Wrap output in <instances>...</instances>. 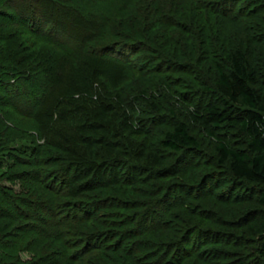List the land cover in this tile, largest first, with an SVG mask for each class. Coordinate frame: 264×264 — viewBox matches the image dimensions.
I'll use <instances>...</instances> for the list:
<instances>
[{"label": "trees", "instance_id": "obj_1", "mask_svg": "<svg viewBox=\"0 0 264 264\" xmlns=\"http://www.w3.org/2000/svg\"><path fill=\"white\" fill-rule=\"evenodd\" d=\"M76 1L78 0H0V106L3 107L11 103L10 105L18 113L23 106L20 103L21 101L14 104L7 96L5 99V96L1 94L3 91L8 92V85L11 83L5 79H13V85L18 83V87L29 83L34 88L32 91L35 92L34 100L36 101L28 100V94H24L26 92L25 89L23 91L18 90L17 95L20 97L21 92L25 96L24 100L32 103V105L25 103L30 108L27 116L41 124L42 138H44V143L48 145V148H42L35 144L36 141L26 140L22 146H18L24 157L16 158L17 156L12 154H8V156L7 154L0 155V168L5 165L6 161L14 158L21 165L36 166L37 163L41 162V158H38L40 151L49 152L50 154L45 157L43 163L45 165L61 164L60 169L52 173L53 183L58 184L59 188L57 192H54L61 198L68 197L66 201L73 209L72 213L63 216L61 225L70 227L66 228V230L74 229L69 232L70 235L77 234L82 236V238H78L79 240L75 244L79 247L86 242V248L91 246L109 248L111 252L116 251V253L123 249V253L128 256L129 261H125V263L144 264L138 261L140 257L137 256L146 249L142 242H145V238H148V236L157 235L169 228L171 218L176 216V211L186 206L185 200L182 199L184 194L190 195L192 187L177 183L175 189L167 191V194L160 199L159 197L156 198L159 195L156 192L158 189L156 184L142 188L138 193L141 196L138 200L126 201L137 208L142 205L145 207V210L136 212L139 216V220L136 222L134 214L124 213L123 216H118L116 215L118 212L116 214L113 212V208L118 207L120 203V200L115 196L120 188L115 183H111L112 179L109 174L115 175L119 173L118 169L124 168V172L121 174V182L117 181L118 185L126 186L122 190L124 196L127 195L126 193L131 194V192L136 190V186L130 183L145 181L140 180L143 177L139 178L138 176L140 171L144 173L146 169L145 166L140 164L142 162L140 153L138 152V158L136 156L131 158L134 163L130 161V157H126V154L129 151L132 152L134 145L139 146L143 141H146L144 140L146 135L144 137L135 136L136 138L131 141L134 145H124V151L128 152L122 154L121 149L118 148H115L109 154L106 152L107 155H104L106 157L105 163L101 167L109 166L110 170H112V173L110 171L107 174V181H110L108 183L110 185L105 184L102 172L96 171L99 163H92L94 172L96 174L98 172L96 177L99 181L101 180L100 186L105 188L89 193L87 192L89 184L98 180L95 178H84L85 172L91 169L92 166L89 165L84 168L81 164L86 162V160L82 159L81 151L69 146H73L77 140L82 141L85 138H89L87 137L88 135L91 138L89 140L93 141L100 137L107 138V133L112 131L107 127V123H111L109 120L115 119V116H118L120 112L125 115L126 110L129 108L134 109V102L144 101L143 97H135V100L126 98L124 103L123 97H121L122 100L119 99L117 103H110L104 99L102 94L100 95L101 89L96 82L105 83L102 81L103 78L107 80L109 76H111L110 79L121 75L124 78L129 72L144 74L150 71L154 73L159 71V66L151 70L148 67L145 68V66L138 67L134 63V59L130 57L131 55L126 57L124 53L123 55L119 54L123 59L110 60L106 58L109 51L116 48L119 51L124 50L131 54L138 53L140 50L151 46L153 42H160L159 38L162 41L167 37V35L164 36V32H155L154 28L157 29L161 25L173 26L176 16L182 18L186 15L183 14V11L177 10L172 4L171 7L167 8L163 6L148 9L138 18L134 11L132 15L127 14V19L125 17L121 18L120 24H118L115 21L113 22L105 13L98 15L85 10L82 3L76 4ZM184 1L183 3L185 4L186 2ZM241 1L244 0H215L211 3L212 9L210 10L216 14L214 20L220 18L223 23L221 27L217 26L219 31L217 39L207 40V37H209L206 33L208 30L207 22L198 21L200 28L206 30H203V33L207 36L205 38L206 45L202 47V44L197 46L193 41L173 40L180 47L179 49L169 48L167 52L173 53V56L177 59H167L166 64L172 70L188 73L190 69V72L194 74L193 77H195L198 85L197 92H200L203 96L200 104H204L201 114H197L199 121L201 120L207 126L212 125L213 128H219L230 119L237 121L235 127L239 126V133L248 139L247 145L245 148L233 146L225 137L216 136L217 164L219 167L227 168V173L233 179L244 181L246 185H254L256 187L255 203L264 207V80H262L259 66L254 64V58H258L257 56L261 55L262 59H264V28L257 24V28H259L258 30L261 33L260 35L252 36L250 31L247 30H252L255 25L251 24L246 18L250 13L255 14L254 17L256 18L259 17L260 14H257L259 12H256L255 9L260 7V5L263 6L264 0H257V2L252 0L255 6L251 10H247V3L238 7L237 5ZM127 2L128 0H126L122 8L131 4ZM50 3L52 6L55 7L57 5L61 9L60 14L56 17L54 16L55 18L51 14L52 12L47 14L45 11ZM262 10L264 12V8ZM66 19H69L70 22L76 20L75 23L80 21L83 25V35L63 30L61 26L62 23H66ZM149 19L151 21L147 22ZM238 23L242 25L235 31L236 29L234 30L232 26L238 25ZM162 29L164 28H161V32ZM25 31L30 32L37 39V42L40 40V43L47 44L52 48L51 53L46 56L37 55V51L26 53L25 51L28 50L20 47V33H26ZM105 36L109 38L106 44L97 42L88 49L83 48L85 44L96 40L97 37L99 39ZM249 44L258 45L260 54L258 47L254 48L253 51L250 50V52ZM187 46H190V53L186 51ZM55 50L63 51L61 53L64 57L56 59L53 56L54 52L56 53ZM177 51L180 53L176 54ZM209 52L212 53V56L208 59L206 54ZM162 54L164 56V53ZM201 56L205 57L201 58ZM161 57L159 58L161 59ZM181 57L195 60L197 63L189 68L188 65L181 62L182 59H178ZM60 58L65 60L59 61L58 59ZM108 64H110L111 68H114L116 75H114L113 71L109 72L108 68L110 66L107 67ZM95 84L97 87H95ZM94 92H97L95 99H93L92 94ZM12 100L14 101V99ZM106 102L108 103L105 104ZM150 110H141L145 118L139 120L140 129L143 127L145 129L143 133L146 134L153 132V122L160 124L166 120L170 121L168 116L157 114L155 111L153 114ZM23 112L26 113L25 111ZM169 113V116L175 120L168 128H158L157 133L161 134L158 139V145L161 149H167L169 153L176 156L175 165L173 168L167 169L166 167L163 170H155L158 173H169L176 170L185 174L199 166L198 161L201 156L200 142L191 132L190 126L186 121L176 120L174 110L170 109ZM93 127L92 131H100L97 135L98 137L92 133L85 134V132H82L86 129L91 130ZM123 129H126V125ZM121 133L123 134L122 131ZM8 134V130L3 129V121L0 118V148L16 149L15 145L19 141ZM212 135L215 136V133H212ZM9 139H12L11 144L6 143ZM116 143L113 141L109 145L115 144L117 146L118 143ZM167 150L164 151L167 152ZM58 153H61L62 156L59 157ZM161 156L165 155L161 154ZM23 174L18 175L20 182L33 179L32 170L27 175ZM30 174L32 178H30ZM146 174H149V172ZM22 184V192L31 194L28 184ZM223 194L227 198L230 195L229 191L226 190ZM231 197L232 195L229 199ZM233 201L237 202L236 197ZM63 206H61L62 211H59L60 213H64ZM57 208L59 209L58 205L56 210ZM249 213L252 216L246 227L248 231L261 235L262 238L259 237V248L264 255V217L258 216V213L255 214L254 210ZM114 214L115 216H113ZM179 218L185 221L184 217L182 218L181 216ZM245 218L246 214L243 219ZM6 220L11 221V218L0 211V264H23L17 258H10L6 252L9 247L14 246L13 244H18V240L6 244V233L10 227L6 225ZM135 224L137 232L134 233L135 229L130 227ZM119 228L123 230L120 231L118 230ZM60 235L59 232L58 236ZM141 236L145 238H142V240ZM131 238H137V241H132L125 247V243ZM54 239L55 243H57L65 238L56 237ZM119 239L127 241L116 242ZM35 240L37 241L38 239L36 238ZM109 240L111 242L107 243ZM111 252L110 254H112ZM63 253L65 252H55L51 254V257H57L56 260L64 261ZM44 257L34 259L35 262L31 263L34 261L32 259L27 264H39L41 263L39 260ZM109 258L112 259L111 256ZM109 258L107 257L104 262L100 260L98 264H108V262H111L108 260ZM223 264L251 263L243 257H237Z\"/></svg>", "mask_w": 264, "mask_h": 264}, {"label": "rangeland", "instance_id": "obj_2", "mask_svg": "<svg viewBox=\"0 0 264 264\" xmlns=\"http://www.w3.org/2000/svg\"><path fill=\"white\" fill-rule=\"evenodd\" d=\"M183 1L184 0H128L127 3L131 4H128V6H125L124 8H122V6H124L126 0L76 1V4L79 2L82 3L85 10L98 15L105 13V15L113 20V22L115 21L118 24H120L121 18L125 17V19H127V14L132 15L134 11L138 18L148 9L163 6L167 8L171 7L172 4H174V7L177 10H180L181 12L183 11V14L186 16L180 18L177 16L175 17L174 14L176 20L174 19L173 26L161 25L157 29L154 28L155 32H164V36L167 35V37L162 40L163 42L161 41V38H159L160 42H153L151 46L140 50L138 53L131 54L127 51H119V49L115 48V50L109 51L107 55L105 54L106 58L110 60L123 59L119 56V54L123 55V53L126 57L131 55L130 57L134 59V63H136L138 67L145 66V68L148 67V69L151 70L156 66H159V71L158 73L150 71L144 74L126 72L127 74L124 78L121 75L110 79L111 76H109L107 80L103 78L102 81L105 83L100 81L96 82L101 89L100 95L102 94L104 99L110 103H117L121 97H123L124 103L126 98L135 100V97H143L142 99L144 101L134 102V109H125L127 111L125 113L126 117L123 112H120L118 116H115V119L109 120L111 123H107V127L112 131L107 133V138L100 137L96 138L97 141L96 139L93 141L89 140L91 138L90 135H88L87 137L89 138H85L82 141L77 140L73 146L69 147H74L81 151V154L83 155L81 156L82 159L86 160L84 163L81 162V165L84 168L89 165L92 166L93 162H95V164L99 163V167L96 171L99 173L102 172L101 174L105 178L104 182L105 184H108L110 181H107V174L110 171L112 173V170H110L109 166L101 167V165L105 163L106 152L109 154L115 148L121 149L122 154L128 152L124 151V145H134L131 141L136 138L135 136L144 137L146 135L144 138L146 141H143L139 146L134 145L132 152L129 151L131 154H126V157H130V161L134 163V160L131 158H133V156L138 158V152L140 153V156L142 157V162H140V164L145 166L146 169L144 170V173L143 171H140L138 176L139 178L143 177L140 180L145 181H135L130 183L131 185L133 184L136 186V190L131 192V194L126 193L127 195L124 196L122 190L126 186L118 185V182H121V174H123L124 168L122 167L118 169L119 173L115 175L109 174L112 179L111 183H115V185L120 188L115 194L120 200V203L118 207L113 208V212H115V214L118 212L116 214L118 216H123L124 213L134 214V217L137 220L136 222L139 220V216L136 212L145 210V207L142 205L137 208L135 205L127 202L138 200V198L141 197L138 193L142 188L148 187L151 184H156V187L158 188L156 192L159 194L156 198L159 197L160 199L167 194V191L169 192L175 189L177 183H183L184 185L192 187L190 195L184 194V198L182 199L185 200L184 203L186 206L179 211H176V216L171 218L172 220L168 226L169 228L157 235L148 236V238H145L144 236L140 237L141 239H146L145 242H142L146 249L137 255L140 257L138 259L140 263L223 264L229 262L231 259L243 257L250 261L251 264H264V255L259 248V237H262L261 235H256L255 233L248 231V228L246 227L252 216L249 212L254 210L256 212L255 214L258 213V216L264 217V207L255 203L256 187L251 184L246 185L244 181L233 179V177L227 173V168L219 167L217 164L218 154L216 151V136L225 137L233 146L241 148L246 147L248 139L239 133V126L235 127L237 121L234 119L226 121L219 128H213L212 125L207 126L203 124L201 120L199 121L197 119V114H201V110L204 109V104H200V100L203 96L200 92H197L198 85L195 77H193L194 74L190 72V69L188 73L172 70L170 67H167L168 65L166 64L167 59H177L173 56V53L167 52L169 48L179 49L180 46L173 40H184V42L193 41L195 45L198 46L202 44V47H204L206 45L205 38L209 36L207 37V40L210 39L211 41L217 39V36L219 35L217 26L219 25L221 27L223 24L220 18L214 20L216 14L210 10L212 9L211 3L215 0H185V4ZM255 2H257V0H255ZM245 3L248 4L247 10H251L255 6L252 0L241 1L237 6L241 7ZM263 6L260 5V7L255 9L256 12H259L257 13L260 14L259 17H254L255 14L253 13H250L248 17H246L251 24L255 25V29L247 30L250 31L252 36H257L261 33L258 30L259 28H257V24L264 28ZM45 11L47 14L52 12L51 14L53 17H56L60 14L61 9H59L57 5L55 7L52 6L50 3ZM187 18L188 20H186ZM75 21L70 22L69 19H66V23H62L61 27L65 31H70L77 35H83L82 23L80 21L75 23ZM150 21V19L147 20V22ZM198 21L207 22L208 30L201 29L197 23ZM241 25L242 24L238 23V25L232 27L237 31L238 27ZM161 28H164L162 29V32ZM203 30L206 31L207 36L203 33ZM108 39L107 36L99 39L97 37L96 40L85 44L83 48L88 49L97 42L106 44ZM20 40V47L28 50L25 51L26 53L37 51V55L42 54L43 56L51 53L52 48L47 44L40 43V40L37 42V39L34 38L30 32L20 33ZM187 47L186 51L190 53V46ZM257 47L259 48L258 45L249 44V51H253L254 48L256 49ZM55 51L56 53L54 52L53 56L56 59L58 57H64L61 53L63 51ZM258 51L260 54V48ZM162 53H164V56H162ZM179 53L180 52L178 51L176 52V54ZM206 56L209 59L212 56V53L209 52ZM159 57H161V59ZM204 57L205 56H201V58ZM257 57L258 58H254V64L259 66V70L262 73V80H264V59H262L261 55ZM183 58L185 57L178 59H182L181 62L188 65L189 68L197 63L195 60ZM58 60L64 61L65 59L60 58ZM109 66L110 64H108L107 67ZM110 68L111 66L108 68L109 72H114V68ZM209 74L212 75L211 73ZM114 75H116L115 72ZM5 80L7 82L10 81V84L12 85H8V92L3 91L1 94L5 96V99L7 96L14 104L21 101L20 103L23 104V106L19 113L13 109L10 102L9 105L7 104L3 107L0 106V118L3 121V129L6 131L8 130L10 136L12 135V138H16V140L19 141L15 145L16 149L1 147L0 155L7 154L8 156V154H12L17 156L16 158H22L24 156L22 152L19 151L20 148H18V146H22L26 140H34L36 141L35 144L42 148H45L48 145L44 143V138H42L41 124L37 122V120L31 119L27 116L28 112H30L29 105H32V103L30 101L26 102L24 100L25 96H23L21 92L20 97L17 95L18 90L23 91L25 89L26 92H24V94H28V100L32 99L33 101H36L34 100L35 92L32 91L34 88H32L29 83H22L23 85L18 87V83L13 85V79ZM95 87H97L96 84ZM92 94L93 99H95L97 97V92ZM13 95L14 97L11 98ZM12 99H14V101ZM25 103H28L29 105ZM107 103L108 102L105 104ZM170 109L175 111L176 120H183L189 124L191 132L200 142L201 156L198 161L199 166L185 174L180 173V171L177 172L176 170L170 171L169 173L156 172V170H163L166 169V167L167 169L173 168L175 165L176 156L169 153L167 149H164L167 150V152H165L158 145V139L161 135L160 133H157L158 128H168L175 120L169 116ZM141 110H150L152 113L155 111L157 114L168 116L170 121L166 120L164 123L160 124L153 122V132L151 134L143 133L145 132V129L143 127L140 129L141 125L139 120L144 119L145 115L141 113ZM21 111H25L26 113H22ZM125 125L126 129L124 130L123 127ZM117 126H119L120 129L117 128ZM93 129L94 127L91 128V130L86 129L82 132H85V134L92 133L94 136H97L100 131H92ZM211 132L215 133V136L212 135ZM11 140L12 139L7 140L6 143L11 144ZM113 141L117 142L118 145H109V143H112ZM49 154V152L46 153L40 151V154L38 155V158H41L40 161L42 162L39 163L40 165L38 163L36 166L21 165L16 158H14L9 159L10 161H6L5 165L0 168V211L11 218V221H5L7 223L6 225L10 226L8 228L9 231L6 233L7 236L5 242L7 244L8 242L18 240L17 245L12 243L14 246L11 248L9 247L6 251L8 256L12 259H19L23 264L31 262L32 259L36 260L37 258L44 256V258L39 260V262H41H38L39 264H98L100 260L104 262L109 256H111L112 259H108L111 261L108 262V264H127L125 261H128V256L124 255L123 249L116 253V251L111 252L109 248H95L92 246L86 248V242L78 247L75 242L79 240L78 238H82V236L77 234L70 235L69 232L74 229L71 228L66 230V228L70 227L67 225H61V219L63 216L72 213L73 209H71V206H69V203L66 201L68 197L61 198L55 193L59 188L58 184L53 183L52 173L57 172L60 169L59 167L61 164L54 163L45 165L43 163L44 159ZM58 154L60 155L59 157L62 156L61 153ZM161 154H164L165 156L162 157ZM56 157L59 158L58 156ZM31 170L33 171V179L20 182L18 175L23 173V175H27ZM148 172L149 174H146ZM97 174L94 172L92 166L91 169H88L85 172L84 178H95L98 180L96 177ZM210 175L211 177H209ZM30 178H32L31 174ZM22 183L28 184V189L31 194H24V192H22ZM100 183L101 180H98L97 182L89 184L87 192L98 191L101 190L100 188L104 189L105 187L100 186ZM53 184L54 187L52 188ZM225 190L229 191V197L232 195L230 199L223 194ZM235 197L237 202L233 201ZM57 205L59 209L57 208L56 210ZM61 206H63L64 213L59 212L62 211ZM115 214L113 216H115ZM245 214L246 218L243 219ZM181 216L182 218L184 217L185 221L179 218ZM130 228L135 229V231L133 230L134 233L137 232L136 224ZM118 230L121 231L123 229L119 228ZM59 232L61 234L60 236H58ZM56 237L65 239L55 243L54 238ZM36 238L38 239L37 241L35 240ZM136 239L137 238H131L128 241L119 239L116 242L122 243L127 241L125 243L126 247L132 241H137ZM109 242L111 241H107V243ZM55 252H65L66 254L63 253L64 261L56 260L57 257H51V254ZM110 252L112 254H110ZM35 260L31 263L35 262Z\"/></svg>", "mask_w": 264, "mask_h": 264}]
</instances>
